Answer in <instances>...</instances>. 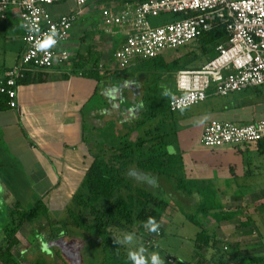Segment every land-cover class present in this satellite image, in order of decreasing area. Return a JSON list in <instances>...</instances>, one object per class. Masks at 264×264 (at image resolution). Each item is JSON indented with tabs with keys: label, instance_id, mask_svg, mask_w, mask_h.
<instances>
[{
	"label": "trees",
	"instance_id": "trees-1",
	"mask_svg": "<svg viewBox=\"0 0 264 264\" xmlns=\"http://www.w3.org/2000/svg\"><path fill=\"white\" fill-rule=\"evenodd\" d=\"M175 16L178 18L181 15ZM229 37L225 25L215 22L210 30L203 31L195 40L202 44L203 50L215 53L211 58L213 59L218 54L216 47L220 43H226ZM70 62L72 71H75V68L82 69L83 75L95 77L99 81L95 101L98 105L86 107L82 112L84 135L94 161L60 217L51 213L42 198H38L28 208L22 206L21 200L17 198L12 209L15 219L7 221L3 226L0 264H25L13 248L19 244L18 233L26 222H37L39 233L33 247L25 254L30 264H53L52 251L56 254L61 251L54 245L51 247V254L46 253L43 241L57 240L60 230L86 238L83 250L86 262L83 264H131L127 256L128 245H117L114 238L122 239L125 233H135L147 240L145 248L157 246L158 237L163 238L166 234L161 223L162 217L172 203L188 221L200 227L193 240L195 253L204 256L201 251L206 248L212 251L213 255H221V240L214 229L207 227L206 220L229 221L242 217L245 210L226 209L217 197V189L212 182L187 176L181 151L168 155L165 150L170 144L167 143L170 133L163 130V123L167 122L170 114L176 115L179 111H172L170 108L174 90L166 87L169 95L164 96V88L161 85L173 83L175 88L174 77L178 70L196 68L188 67L189 61L186 60L166 62L160 54L149 59L137 58L130 66L119 68L114 74L100 78L103 69L90 55L71 58ZM88 63L93 66L87 68ZM135 69L146 72L134 76ZM1 70L2 68L0 72ZM10 70L0 78V97H3L2 103H7L8 106L9 96L1 87ZM121 71H125L126 77L130 79L138 82L143 80L141 84L145 92L143 91L142 97L145 105L139 103L137 96L129 97L131 93H136L135 85H122L120 91H123V96L119 97L116 103L107 97L104 90L110 81L116 80V87L120 86L115 75ZM43 80L45 77L42 73L27 71L25 76L18 80V84ZM150 82L153 86L149 85L147 91V84ZM138 90H141V87ZM4 107L0 103V109ZM114 108L118 109L117 113H114ZM122 110H125V113H122ZM174 121L176 122L177 118ZM260 143L264 145V140ZM150 216L155 217L161 225L160 232L155 233L160 235L158 237H152V233L143 227V222ZM42 218L45 219L44 222L41 221ZM252 222L253 218L249 216L248 220L241 223L250 226ZM234 248L230 257L238 259L237 264H264L263 253L243 251L239 246ZM99 255L101 260H98ZM220 255L218 259L225 264L226 259L223 256L219 258ZM225 255L227 256L226 253ZM213 257L212 259H215Z\"/></svg>",
	"mask_w": 264,
	"mask_h": 264
},
{
	"label": "crops",
	"instance_id": "crops-1",
	"mask_svg": "<svg viewBox=\"0 0 264 264\" xmlns=\"http://www.w3.org/2000/svg\"><path fill=\"white\" fill-rule=\"evenodd\" d=\"M111 1L112 5L104 6L103 12L106 8L119 11L125 6L124 0ZM52 7L50 6L49 9L55 17L75 9L71 7L68 11L55 12ZM100 25H105L104 15H102ZM95 28L102 33L112 34L110 38H113L110 39L109 44L114 46V50L125 38L123 26H107L105 29L97 26ZM86 32L87 30L84 29V31L77 33L74 25L68 48L73 59L80 55L85 57L90 55L93 61H97L99 67L103 69L100 73V78H102L106 70L104 63L107 62V59L105 51H101L98 45L91 42L94 37L92 32L88 33L90 37L86 38L85 43L77 46V44L79 45L77 42L79 36L86 37ZM0 34L7 40H17L19 43L16 48L17 56L9 65L0 66L2 68L0 78H3L8 70L17 65L25 48L24 28L18 8H9L6 17L0 16ZM114 50L111 61L112 66L117 70L122 67L114 58ZM91 66H93L92 63H88L87 68ZM71 68V62L64 67L56 66L40 72L45 80L20 84L18 105L15 108L8 106L7 103L3 104V97H0L1 105L5 106L0 109L1 134L3 133L2 128L6 129L9 125H15L28 142L30 150L44 158L50 166L51 173L55 177V183L40 198L44 200L51 213L56 216H61L64 213L94 161L84 135V115L82 112L86 107L98 105L95 101L99 81L95 77L83 75L82 69L75 68V71H72L73 68ZM149 85L153 86V83L147 84V91ZM165 86L175 92L173 83ZM138 91L135 93V97L137 96L140 104L145 105L143 94L140 95L141 90ZM220 97H225V100L220 99ZM199 105V107L194 106V110L190 109L183 112L186 113L185 116L177 118L175 152H182L188 177L208 180L214 184L217 189V197L221 199L226 209L245 210L242 217L218 223L221 227L214 229L217 237L219 235L224 237L225 233V236L228 235L232 238H228L232 241V247H245L244 244L249 242L244 243L242 238L249 235L253 236L252 233L258 230L261 238L260 241H257V245H260V252L264 254V248H262L264 246V221L260 223L259 227L254 223L255 219L252 216L251 226L256 225V228L252 227L251 229L241 223L248 220L251 214L249 208L252 207L257 208L260 219H264V183H260L259 180L260 174L263 173L261 166L262 161H264V145L255 142L246 146L226 145L212 148L205 145L201 138L206 123L211 120L248 124L264 119V86L231 93L227 96L210 95ZM200 121L203 123L200 124ZM3 166L5 164H0V167ZM4 189H8V187L4 186ZM5 192L2 190L7 198L8 194L6 195ZM14 199V197H10L8 202ZM169 215L172 218L174 216L169 210H166L162 217L161 223L165 230L172 222ZM5 221V212L2 211L0 212V222L2 223L0 226H3ZM238 222H240L241 228H236L229 233L226 230L223 232L222 228H228V226L236 225ZM1 234L2 232H0V244H3V235ZM210 252L211 256L207 255V257L214 256L212 251ZM22 260L24 261V259Z\"/></svg>",
	"mask_w": 264,
	"mask_h": 264
},
{
	"label": "built area",
	"instance_id": "built-area-1",
	"mask_svg": "<svg viewBox=\"0 0 264 264\" xmlns=\"http://www.w3.org/2000/svg\"><path fill=\"white\" fill-rule=\"evenodd\" d=\"M62 1L0 0V16L6 17L9 8H18L24 28L25 48L1 87L12 108L18 105V80L27 71L36 74L64 67L71 61L68 48L71 30L82 7L91 0H74L77 9L53 16L49 7ZM124 3L119 11L106 8L103 12L106 26L124 28L125 38L114 50V58L122 68L137 58L157 57L167 48L183 46L210 30L215 22L225 25L229 32L228 41L216 47L218 54L213 59L200 68L176 72L175 95L170 101L172 111L197 105L210 94L227 96L264 86V0H124ZM169 12L181 16L160 25L152 24V18ZM25 25H36L39 31L30 32ZM53 28L57 44L47 53L37 50L35 42ZM201 138L212 148L260 142L264 140V119L248 124L211 120Z\"/></svg>",
	"mask_w": 264,
	"mask_h": 264
},
{
	"label": "rangeland",
	"instance_id": "rangeland-1",
	"mask_svg": "<svg viewBox=\"0 0 264 264\" xmlns=\"http://www.w3.org/2000/svg\"><path fill=\"white\" fill-rule=\"evenodd\" d=\"M107 5H112V1L91 0L86 6L82 7L83 10L77 22L75 23L77 33L84 31V29L87 30L86 37H83V35L79 36L77 40V42H79V45L77 44L78 47L87 41L86 38L90 37L89 34L92 32V34L94 35L92 39L94 40L91 39V42H93V44L95 45H98L101 51H105L107 62L105 61L104 63V65L106 66L104 76H106L107 74H114V70H116L112 66L111 61L114 46H111V44H109L110 39L113 38H110L112 34H109L107 32L102 33L98 31L99 29L97 30V28H95L97 26L101 29L107 28L106 25L99 26L103 15V8ZM51 6H53L52 8L55 12H63L64 10L68 11L71 7L77 9L75 1L73 0H64L61 3L53 4ZM175 19H177L175 14L169 12L163 13L158 17L152 18L151 21L152 24L156 26ZM95 31H97V33H95ZM17 42V40H7L4 36L0 34V66L9 65V63L14 59V57L17 56L18 53L16 52V48L19 46V43ZM214 54L215 53L213 51L210 52L203 50L202 44L193 39L192 41L188 42L183 46L165 49L162 53V58L166 62H172L176 59H181L184 61L186 60L189 61L188 67L197 68L201 67L204 63L211 59ZM193 55H195L196 57H194ZM142 72L146 71H137L135 69V72L133 74L135 76ZM165 74L168 76L167 73ZM126 76L127 73L125 71H121L119 72V74L115 75V78H117V82L120 83V86L116 87V80L115 82L110 81V83L106 86L104 92L111 101H114L116 103L117 99L123 96V91H120L122 89L120 88L122 85H125V87H128L129 85L133 87L135 85V92H139L138 88L141 87L142 92L140 91V94L143 93V91L145 90V88L141 86V82L143 80H140L138 82L135 79H130V77ZM169 79L173 78L169 77ZM134 96V93H131L129 95V97L131 98H134ZM224 98L225 97H220V99L225 100ZM200 105L198 104L194 106L199 107ZM194 106L190 107L189 109H183L179 113H175L176 115L170 114L168 116L167 122H164L162 126L163 130H167L168 134L170 133L167 139V143H170L173 146L176 145V123L178 121L175 122L174 120L178 117L181 118L182 116H185L186 113L183 112L190 109L194 110ZM117 108H114V113L118 112ZM122 113H125V110H122ZM2 132V134L0 132V164H5V166L0 167V185H3V190L6 191L5 193L6 195L8 194V197L6 198L5 194L1 191L0 212H5L6 221H13L15 217L12 214V209L17 201V198L21 200L22 206H24L25 208L30 207L38 198L44 195V193L54 185L55 177L51 173L48 162L44 158L38 156L36 153L30 150L29 145L27 144L28 142L22 136V134L15 125H9L6 129L2 128ZM261 169L263 173L260 174L259 180L260 183H264V161H262ZM42 176L44 177L42 178ZM137 176L138 175L134 177ZM257 178H255V180H257ZM4 186L8 187V189H4ZM10 197H14L15 199L8 202ZM4 203L6 206L4 205ZM249 209L251 211L250 216H254V223L260 227V223H263L264 219H260V214L258 213L259 210L255 207ZM167 210H169L171 214H174V216L172 215L173 218L171 217V215H169V219L172 222L169 221L170 224L169 226H167L165 230L166 235L163 238H159V234H151L152 237H155L157 235L156 237H158L159 243L155 247H147L146 249H148L149 253H151L152 251L159 252L161 257H164L165 264H224L223 262H220L217 257V254L213 257L215 259H212V257H206L207 255L211 256V252L206 248L202 249L201 251L204 256L196 254L193 239L195 238L196 234L200 231V227L188 221L185 215L182 212L178 211L174 203H172ZM56 217H60V215H57ZM244 217L246 218V215H244ZM6 221L4 222V224L6 223ZM41 221L44 222L45 219L42 218ZM218 223L220 222H215L210 219L206 220V225L210 229L220 228L221 226H219ZM0 225H2L1 222ZM256 225H250L247 228H256ZM3 226H0V232H2ZM59 226L60 225H58V227ZM236 228H241L240 222L236 223V225H230L228 226V228L224 227L222 229L224 230L223 232H225L226 230V232L229 233L235 230ZM72 234H75V232ZM252 234L254 235H249L247 237L244 236L242 238L244 243H249L244 244L245 247L240 248H242L243 251L249 250L250 252L260 254V245H257V241H260L261 238L260 231L257 230ZM38 235L39 233L37 222H26L20 228V231L18 233L20 242L13 248V251L21 259H24L25 264H30L25 254H27L26 252L33 247L35 238ZM134 235L135 240L133 244L128 245L129 250H134L139 246L145 247L144 244L145 242H147V240L139 234L134 233ZM223 236L224 237H221V235L218 236L221 240V246L223 248L222 254H218L220 255L219 258L223 256V258L227 261L225 264H237L236 262L238 259L230 257V253L235 250V248L231 246L232 241L229 240L232 238L228 237V235L225 236V233ZM54 245L59 247L61 251L60 254H56L51 250V247ZM85 245V237L67 234L65 233V230L59 231L57 240L49 242L43 241L44 251L48 254H51L52 251L51 256L53 264H83V262H86V257L83 256V250ZM93 246H95V244ZM262 248H264V246ZM225 253L227 254V256L225 255ZM89 258L91 259L92 257L89 256ZM98 260H101L100 255L98 257Z\"/></svg>",
	"mask_w": 264,
	"mask_h": 264
},
{
	"label": "clouds",
	"instance_id": "clouds-1",
	"mask_svg": "<svg viewBox=\"0 0 264 264\" xmlns=\"http://www.w3.org/2000/svg\"><path fill=\"white\" fill-rule=\"evenodd\" d=\"M28 28V31H39L36 25H25ZM57 44V33L55 28L52 29L50 33H45L42 39H38L35 42V47L39 51L48 52ZM164 88L162 95L168 96L169 90L166 86L161 85ZM200 124L203 121L199 122ZM166 152L168 155L175 154V147L171 144L166 146ZM3 190V185H0V191ZM160 223L157 222L155 217H148L146 221L143 222V227L150 233H158L160 229ZM135 235L134 233H125L122 239L114 238V243L117 245L126 244L131 245L134 243ZM128 259L131 261V264H165L164 257H161L159 252L152 251L149 253L148 249L143 246H139L134 250H129L127 253Z\"/></svg>",
	"mask_w": 264,
	"mask_h": 264
}]
</instances>
